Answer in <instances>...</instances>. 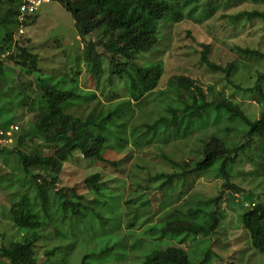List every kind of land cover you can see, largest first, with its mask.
I'll return each instance as SVG.
<instances>
[{"label": "trees", "instance_id": "obj_1", "mask_svg": "<svg viewBox=\"0 0 264 264\" xmlns=\"http://www.w3.org/2000/svg\"><path fill=\"white\" fill-rule=\"evenodd\" d=\"M51 1L61 3L72 12L83 44L82 59L91 66L90 74L94 78L101 75L107 62L111 74L109 78L114 82L116 79L124 81V89L120 94L115 93L113 98H107V103L104 104L95 93L88 94L89 98H80L75 91L57 89L46 83L38 86L42 96L38 101L39 111L37 109L32 118L36 133L29 136L19 135L15 145L25 147L28 140L38 138L43 147L51 150L49 155H28L17 151L23 173L28 182L34 185L41 211L36 210L26 191L10 204L9 218L24 235L21 241L7 246L0 245V262L40 264L35 246L43 238L42 232L51 229L57 238L63 241L69 236L78 239V233L89 228L98 227L103 231L106 224H114L112 227L119 228L125 213L128 220L130 218V226H133L132 216L136 213L133 212L132 206L135 200H127L123 193L114 191L116 188H108L106 183H100L103 178L100 174L91 175L85 180L93 198L92 202L87 203L84 196L74 191L68 193L60 190L57 185L65 163L74 157L75 153L80 154L89 163H101L120 169L124 160H111L109 153L114 151L116 155H120L135 146V149H158L160 157L177 169L148 178L139 195V199L143 197V200L137 208L147 210L151 204L149 195L155 196L160 192L163 199L158 207L160 212L166 211V217L161 218L160 226L148 229L147 235L155 237L157 244L145 255L142 264H207L210 253L204 249V243L199 244L202 248L201 258L197 260V255L194 261L183 247L167 246L170 240L181 245L189 242L194 244L198 237H211L219 228L224 218L222 204L235 206L237 195L245 192L230 181L232 169L237 164H252L253 170L249 175L256 180L254 183L259 185V191H264V73L258 74V83L249 90L255 92L256 101L263 106L262 115L256 121L250 120L238 104L228 100L224 91L210 86L208 94L203 90L200 81L180 75L169 80L165 88L173 95L168 105L162 111L149 113L147 121H143L141 118L135 119V109L149 106L153 93L166 95L165 90L159 91L165 70L162 63L142 65L137 60L140 56L151 53L158 45L159 30L163 23L173 26L184 21L202 23L217 9L226 12L243 0ZM20 5L21 0H0V28L7 32L2 44L10 52L9 60L13 61L17 68L26 69V66L30 65L27 68L37 71L38 55L33 54L26 46L29 41L15 39V33H18L19 37L26 34L25 28L29 24L27 19L23 24L18 21ZM223 15L237 28L255 19L264 24V12L260 11ZM20 25L24 27L23 34L19 33ZM96 33H99V36L94 38ZM202 47L200 64L210 72L224 74L230 84L242 90L243 88L236 86L231 80L237 65L230 63L224 67L213 63L209 59L210 45L203 44ZM239 52L245 57L264 60V55L257 50L239 49ZM5 72V64L0 62V78ZM96 100L99 109L97 115L91 112L82 118L74 113L84 103L90 105ZM80 101L82 104H78ZM42 104H45V107ZM24 106H27V102ZM208 111H215L217 118L223 117L230 126L239 124L238 131L241 136L234 146H229L225 140L213 136L209 141H204L202 157L198 160L177 161L170 157L171 154L163 152L173 142L187 140L195 130V121H201ZM154 116L155 119L150 120ZM133 120L135 125H139L140 131L130 141L127 129ZM227 129L232 130L229 127ZM11 153V149L0 147V158L4 155L6 165V157ZM214 169H217L215 178H221L225 187L232 190L227 199L218 196L201 200L198 194L191 195L196 179L209 175ZM160 180L163 181L155 189L151 188L152 184ZM119 182L116 180L113 185L118 186ZM178 184L181 186L180 192L176 189ZM136 186L143 187L141 183ZM258 189L252 188L245 195L250 204L246 207L241 205L245 210L242 224L250 236L253 249L264 254V202L258 197ZM53 191H56L54 195ZM145 196L148 199H145ZM52 201L58 205L52 206ZM153 202L156 206L157 201L154 199ZM185 202L188 207L181 209L180 205L183 206ZM115 219H118V222ZM144 223L146 224V220ZM66 231L69 235L65 234ZM3 238L4 235L0 233V241ZM162 239H167L168 243L161 244ZM61 250V247H56L46 251L44 255L47 261ZM113 250L114 247L105 246L98 252L85 255L80 264H91L93 259Z\"/></svg>", "mask_w": 264, "mask_h": 264}, {"label": "rangeland", "instance_id": "obj_2", "mask_svg": "<svg viewBox=\"0 0 264 264\" xmlns=\"http://www.w3.org/2000/svg\"><path fill=\"white\" fill-rule=\"evenodd\" d=\"M252 11L264 12V0H243L226 12L217 9L209 19L202 23L184 21L175 26L163 23L159 30L158 45L151 53L140 56L137 61L142 65L154 63L164 65L165 73L160 82L159 91H164L168 81L174 76H186L200 81L203 90L208 94L210 86L224 91L228 100L238 104L250 120L256 121L262 115L263 106L256 101L255 92L249 90L258 83V74L264 73V60L245 57L239 49L257 50L264 55V24L261 20L255 19L237 28L229 18H224L223 15L230 16ZM27 21L29 24L25 28L26 34L19 37L18 33H15V39L29 41L26 46L33 54L38 55L37 71L27 68L30 65H27L26 69L17 68L13 61L9 60L10 52L2 44L7 32L0 28V62L6 67L5 74L0 78V128L11 132L12 127H19V130L11 135L13 143L7 146V149L12 151L6 157L8 165L4 162V155L0 158V233L4 235L0 241L1 246L23 240L24 234L19 232L9 218L10 204L15 202L19 195L26 191L36 210L41 211L34 185H31L24 175L17 151L28 155H49L51 150L43 147L38 138L28 140L25 147L15 145L19 135L29 136L36 133L32 118L37 109L39 111L38 101L42 96L38 86L46 83L57 89L75 91L80 98H89L88 94L95 93L104 104L107 103V98H113L115 93L120 94L124 89V81L116 79L114 82L109 78L111 74L107 62L101 75L94 78L90 74L91 66L82 59L83 44L79 39L74 17L64 5L53 1L45 3L35 15L29 16ZM97 36L99 33H96L94 38ZM203 44L210 45L209 59L213 63L224 67L230 63L237 65L231 80L236 86L243 88L242 90L230 84L224 74L210 72L207 67L200 64ZM262 87L264 89V83ZM164 92L166 95H161L159 92L153 93L149 106H144L142 109L136 108L135 119L141 118L147 121L149 113L162 111L173 98L168 90ZM25 102L27 106H24ZM97 103V100L90 105L84 103L74 113L82 118L91 112L97 115L99 111ZM78 104H82L81 101ZM42 106L45 107V104ZM155 116L150 120L153 121ZM222 118H217L215 111L214 113L208 111L201 121H195V130L187 140L173 142L163 152L171 154L170 157L172 156L177 161L198 160L202 157L204 141H209L213 136L225 140L229 146H234L235 141L241 136L238 131L239 124L230 126V123ZM134 121L127 129L130 141L140 131L139 125H135ZM227 127L232 130H228ZM108 157L111 160H124L122 167L116 169L101 163H89L80 154L75 153L74 157L65 163L59 175L58 189H63L68 193L74 191L84 196L87 203L92 202L93 198L89 194L85 180L91 175L100 174L103 177L100 183H106L108 188H116L114 191L123 193L127 200H135L132 206L133 212L136 213L132 216L133 226H130V218L128 220L125 213L119 228L112 227L114 224L111 226L106 224V229L103 231L98 227L89 228L79 232L78 239L69 236L66 241H63L57 238L53 229L42 232L43 238L35 246L40 264L47 262L48 264H80L85 255L98 252L105 246L114 247V250L93 259L91 264H142L145 255L150 253L154 245L156 246L157 239L147 235V232L150 227L160 226L161 218L166 217V211L160 212L161 209L158 207L163 198L160 192L155 196L149 195L151 204L147 210H144L137 208L143 200V197L139 199V195L145 188V181L148 178L156 177L161 172H174L177 169L164 161L160 157L159 150L154 147L135 149V146H131L120 155H116L114 151L110 152ZM251 165L246 162L237 164L232 169L233 175L236 174V176L232 175L230 181L245 192L237 195L235 206L228 207L226 203L222 204L224 218L211 237L201 236L198 237L197 242L195 241L196 243L193 242L194 244L189 242L182 245L170 240L167 247H183L194 261L197 255V260L201 258L202 248L199 244L204 243V249L210 253V257H207V264H264V254L253 249L250 236L242 224V215L245 210L244 207L241 208V205L246 207L250 204L245 195L252 188L255 190L259 186L249 175L253 170ZM216 173L217 169H214L209 175L196 179L191 195L198 194L201 200L218 196L227 199L232 190L225 187L221 178H215ZM116 180L120 181L118 186L113 185ZM162 181L155 182L151 188L155 189ZM137 183H141L143 187H137ZM179 188L181 186L178 184L176 188L178 192H180ZM256 192L259 193V199L264 202V191L258 189ZM55 193L56 191H53L52 195ZM145 199L148 197L145 196ZM154 199L157 201L156 206ZM51 205L58 204L52 201ZM186 205V202L183 206L180 205L181 209L188 207ZM176 208L177 206L169 212L172 213ZM118 219H115L116 222ZM65 234L69 235V232L66 231ZM167 241V239H162L161 244L168 243ZM56 247H61L62 250L47 261L45 252ZM0 264H5V262H0Z\"/></svg>", "mask_w": 264, "mask_h": 264}, {"label": "built area", "instance_id": "obj_3", "mask_svg": "<svg viewBox=\"0 0 264 264\" xmlns=\"http://www.w3.org/2000/svg\"><path fill=\"white\" fill-rule=\"evenodd\" d=\"M51 0H21V5L19 7L20 15L18 17V21L23 24L26 21V16L34 15L42 5L45 3H51ZM19 33H24V27L23 25H20ZM14 131L19 130L18 126L13 127ZM10 135L9 133H5L3 131H0V145L6 143L8 141L5 136Z\"/></svg>", "mask_w": 264, "mask_h": 264}, {"label": "clouds", "instance_id": "obj_4", "mask_svg": "<svg viewBox=\"0 0 264 264\" xmlns=\"http://www.w3.org/2000/svg\"><path fill=\"white\" fill-rule=\"evenodd\" d=\"M37 12H38V11H37ZM0 131L5 132L6 134H7V133L10 134V135L5 136V138H7L8 141H6V143L0 145V147H7L8 145H11V144L13 143V139L11 138V137H12V136H11L12 133H13V132H14V133L17 132L18 130H17V131H14V130H13V127H12V128H11V132H6L5 129H3V128H0Z\"/></svg>", "mask_w": 264, "mask_h": 264}, {"label": "crops", "instance_id": "obj_5", "mask_svg": "<svg viewBox=\"0 0 264 264\" xmlns=\"http://www.w3.org/2000/svg\"><path fill=\"white\" fill-rule=\"evenodd\" d=\"M80 39V38H79Z\"/></svg>", "mask_w": 264, "mask_h": 264}]
</instances>
